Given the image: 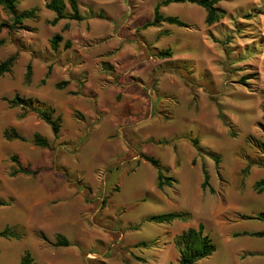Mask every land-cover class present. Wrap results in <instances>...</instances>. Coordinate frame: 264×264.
Segmentation results:
<instances>
[{"label": "rangeland", "instance_id": "obj_1", "mask_svg": "<svg viewBox=\"0 0 264 264\" xmlns=\"http://www.w3.org/2000/svg\"><path fill=\"white\" fill-rule=\"evenodd\" d=\"M48 1L20 0L39 20L0 33V64L17 56L0 77V231L28 233L0 237V264L26 252L37 264H179L175 237L201 224L217 250L197 264H264V237L253 236L264 233V167L251 164L264 162V0H219L227 15L213 25L202 7L173 3L161 14L187 27L147 29L164 0H78L84 20L56 26ZM11 21L0 6V24ZM166 50L171 58L156 56ZM16 95L54 108L60 133L12 108ZM142 155L177 182L160 190ZM19 169L36 174L13 177ZM174 212L191 218L148 220Z\"/></svg>", "mask_w": 264, "mask_h": 264}, {"label": "trees", "instance_id": "obj_2", "mask_svg": "<svg viewBox=\"0 0 264 264\" xmlns=\"http://www.w3.org/2000/svg\"><path fill=\"white\" fill-rule=\"evenodd\" d=\"M20 0H0V6L4 8L12 16V21L10 24L1 23L0 24V33L4 29H9L11 31H16L23 28V24L26 21L39 20V8H32L29 10L20 11L18 9V4ZM184 4L190 3L195 4L207 12L206 23L208 25H213L218 23L222 18L227 15L226 10L218 6L219 0H164L159 3L155 9L154 20L151 23H147L144 28L149 27H159L162 23H168L171 25H176L178 27H187V24L183 22L178 17L164 16L161 14L160 9L162 7L168 6L170 4ZM68 5L70 6V11H68ZM45 7L56 13V17L51 21L53 26H56L61 20H74V21H83L84 17L81 14L80 4L78 0H50L46 3ZM63 36L61 34H56L51 40V47L54 51H57L61 43L63 42ZM3 44V41H0V46ZM71 43L66 42L65 48H70ZM159 58H171L172 52L170 50L160 51L156 55ZM17 59V56L14 55L8 60L0 64V77L4 76L7 73L11 72V69ZM33 80V71L32 66L27 67L25 74V84L29 85ZM68 83L64 82L57 85L58 89H62ZM9 104L12 108L20 107L24 112V117L29 113L38 115L45 123H47L51 128L55 136H57L62 128L61 118L55 117V109L49 106L47 103L36 99V98H25L19 95H16L14 99L9 101ZM14 138L17 140H26L21 137L14 130ZM6 138H9V132H5ZM34 142L37 146L49 149L50 142L46 137H43L41 134H36L34 136ZM197 144V141L195 142ZM256 146L261 150L264 155V143L256 142ZM142 159L149 162L153 167L158 171L157 176V187L160 190H163L165 186H172L177 181L173 178L167 177L164 175L169 169L162 165L161 161L153 156L142 155ZM252 165H258L264 167V162H253ZM18 174H27L33 175L35 172H31L28 169H19L12 172V176L15 177ZM202 187L207 189L210 187V176L207 170L204 168V182ZM255 190L262 194L264 193V180L258 181L255 184ZM4 203L0 202V205ZM191 218L189 213H166L160 215L151 216L148 220L149 222L157 224H170L175 220L188 221ZM27 231L24 228L14 227V228H5L3 231H0L1 238H14V239H24L27 237ZM253 236L263 238L264 233H256ZM175 247L180 255L179 264H197L199 261L212 256L217 248L213 240L209 235L205 233V227L203 224L199 225L198 228H189L188 230L183 231L181 234L177 235L174 239ZM59 247H68L70 242L63 236H59L57 243ZM20 264H37L31 253L26 252L21 259Z\"/></svg>", "mask_w": 264, "mask_h": 264}, {"label": "crops", "instance_id": "obj_3", "mask_svg": "<svg viewBox=\"0 0 264 264\" xmlns=\"http://www.w3.org/2000/svg\"><path fill=\"white\" fill-rule=\"evenodd\" d=\"M49 1H50V0H49ZM49 1H48V2H49ZM82 16H83V15H82ZM61 21H63V20H61Z\"/></svg>", "mask_w": 264, "mask_h": 264}]
</instances>
